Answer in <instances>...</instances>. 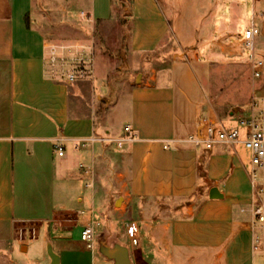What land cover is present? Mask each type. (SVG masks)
I'll return each instance as SVG.
<instances>
[{
  "label": "crops",
  "instance_id": "crops-1",
  "mask_svg": "<svg viewBox=\"0 0 264 264\" xmlns=\"http://www.w3.org/2000/svg\"><path fill=\"white\" fill-rule=\"evenodd\" d=\"M240 1L130 0L135 77L120 106L125 122L113 114L99 128L91 115L73 112L72 85L45 75L50 41L36 1L0 0V256L51 264V246L59 264H114L81 240L93 209L97 239L126 246L132 264H255L260 252L241 212L253 195L239 155L244 144L200 150L189 141L207 119L222 124L205 75L234 55L235 25L245 19ZM76 4L92 29L117 20L114 0ZM126 126L137 140L121 148L76 147L93 136L122 138ZM213 188L222 198H210Z\"/></svg>",
  "mask_w": 264,
  "mask_h": 264
},
{
  "label": "rangeland",
  "instance_id": "rangeland-1",
  "mask_svg": "<svg viewBox=\"0 0 264 264\" xmlns=\"http://www.w3.org/2000/svg\"><path fill=\"white\" fill-rule=\"evenodd\" d=\"M35 1L38 18L43 24L50 43L56 46L79 43L93 49V77L89 80L68 84L72 85L71 107H73V112L80 115H91L99 128L105 125L111 115L119 114L115 120L123 125L125 112L122 109V112L120 111V106L130 92L135 77L130 74L134 64L130 57L132 30L130 0H121L124 6L119 3V0H114V13L117 20L106 29L90 28L85 12L81 11L76 4L77 0ZM240 2L244 4L245 19L235 25V36L231 40L234 55L227 56L224 61H221V65L212 67V74L205 75L208 95L218 112L215 118L221 120L226 130L238 127V118L249 110L250 99L257 86L260 85L253 80L250 52L242 46L245 30L252 26L260 32L256 41V57L264 59V26H262L264 0L256 3L254 0H241ZM224 6L226 7V3ZM218 30L219 27L216 28L215 34ZM202 36L204 37V34ZM96 64L102 70V83L97 87L94 77ZM229 112L235 113L230 116ZM205 123H211V121L207 119ZM242 147V149L239 147V155L249 169L251 151L245 145ZM205 149L204 145L200 146V150ZM16 201L19 205L20 199L17 198ZM99 221L103 226L105 223L103 218L100 217ZM259 252L255 258V264H264V243ZM97 255L102 258L98 252ZM25 259L26 262L32 263L31 256ZM18 262L17 259L6 254L0 256V264H21Z\"/></svg>",
  "mask_w": 264,
  "mask_h": 264
},
{
  "label": "built area",
  "instance_id": "built-area-1",
  "mask_svg": "<svg viewBox=\"0 0 264 264\" xmlns=\"http://www.w3.org/2000/svg\"><path fill=\"white\" fill-rule=\"evenodd\" d=\"M82 16L85 15L82 13ZM89 21V18L87 17ZM260 32L254 26L245 30L242 46L250 52V65L252 67L253 80L260 85L254 91L250 99V108L238 118V127L226 130L223 124L204 123L200 135L190 137L189 141L197 147L204 145L206 149H212L219 143L236 144L242 142L251 151V166L249 168V183L252 190V200L247 208L241 209L243 214L250 216V229L254 233L255 250H261L264 243V59L257 58L255 54L257 38ZM44 71L49 79L57 80L65 84H73L79 81L89 80L94 74V52L92 47L79 43L69 46H56L47 42L44 53ZM137 140V135L130 126L124 128L122 138L93 136L77 144V148L93 150L98 143L116 148H121L125 142ZM166 143L164 148H169ZM58 155H64V148L57 145ZM85 169L84 165L80 166ZM91 178L89 187H94V163L86 171ZM90 223L81 231V240L86 248L95 253L97 251L98 226L94 210ZM130 236L135 247L139 246V232L137 227L130 228Z\"/></svg>",
  "mask_w": 264,
  "mask_h": 264
},
{
  "label": "water",
  "instance_id": "water-1",
  "mask_svg": "<svg viewBox=\"0 0 264 264\" xmlns=\"http://www.w3.org/2000/svg\"><path fill=\"white\" fill-rule=\"evenodd\" d=\"M235 112H231L233 115ZM211 199H220L218 189L213 188L210 192ZM98 252L114 264H132L129 249L118 241L108 242L104 236L97 239ZM48 256L51 259V264H59V256L53 251L52 247H48Z\"/></svg>",
  "mask_w": 264,
  "mask_h": 264
}]
</instances>
